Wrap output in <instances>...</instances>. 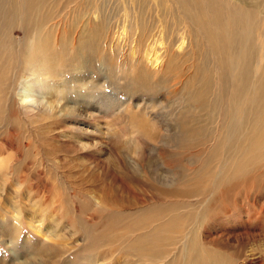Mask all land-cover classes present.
Listing matches in <instances>:
<instances>
[{"label": "rangeland", "instance_id": "1", "mask_svg": "<svg viewBox=\"0 0 264 264\" xmlns=\"http://www.w3.org/2000/svg\"><path fill=\"white\" fill-rule=\"evenodd\" d=\"M162 1L60 0L42 10L40 23H9L6 55L15 76L10 92L0 94V264L245 262L249 243L232 247L229 235L221 240L209 231L222 223L213 222L217 212L233 209L218 196L234 181L212 189L213 166L203 177L208 166L201 150L210 144L205 132L211 133L215 116L203 115L202 140L175 141L171 131L181 126L184 86L178 83L194 59L169 57L165 73L151 79L141 72L146 53L183 38L173 6ZM263 4H256L263 8L261 19ZM92 11L101 15L102 29L90 24L80 33ZM34 34L42 37L33 47ZM21 50L25 62L39 59L36 66L61 88V94L44 96L45 106L27 105L29 111L13 102L19 81L33 77L25 62L15 64ZM177 161L183 167L175 171L178 181L163 183L165 166ZM257 164L245 174L244 188L264 185ZM241 179L236 185H243Z\"/></svg>", "mask_w": 264, "mask_h": 264}, {"label": "bare ground", "instance_id": "2", "mask_svg": "<svg viewBox=\"0 0 264 264\" xmlns=\"http://www.w3.org/2000/svg\"><path fill=\"white\" fill-rule=\"evenodd\" d=\"M59 1L0 0V88L2 89L0 94L10 92L13 88L12 79L15 76V74L11 76L14 70V68L12 69L14 61L10 55H6V47L10 46L7 44L6 37L9 23H17V21L26 24L31 22L36 23L37 21L40 23L42 10L51 11L48 10L50 4L55 6ZM161 2L163 1L161 0ZM169 2L174 8L172 13L175 18L179 19L180 25H182V31L184 29L183 38L178 45L174 43L166 47L164 45L162 49L154 48L151 52L146 53L141 72L151 79L160 74L162 69L165 73L169 64V57L177 56L179 58L191 55L194 59L178 83L184 86L183 96L185 105L177 113L181 126L174 127L171 131L176 135L175 141L193 138H201L202 140L203 135L201 132L205 128L202 119L203 115L211 114L212 118L215 116V120L213 121L212 119L210 123L212 126L211 133L205 132L209 136L211 134L210 139L207 142L203 140L204 143L210 142V144L205 146L204 150H201L205 155L206 166H208L204 168L203 177L209 173V167L213 166L215 168V172L213 173L215 179L212 185L213 188L211 187L212 189L215 190L216 188V190L219 189L218 191H220L222 188L220 185H223V182L227 180L234 181L231 189L228 187L229 184L226 185L227 189L224 185L225 187L223 186L218 196L220 203L225 202L227 204L231 201L233 209L228 207L219 213L217 212L213 222L219 221L222 223L212 226L209 231L216 234L221 240L226 239V235H229L230 241L234 244L232 247L241 243L245 245L250 244L246 260L241 264H263L264 235L259 234H264V185L255 186V182H253L244 188L245 179H249V176L246 177L245 174L253 169L255 163H261L257 161L264 162V17L263 19H261L262 17H258L261 15L263 8L256 5L259 0H169ZM137 11L139 13V10ZM99 18L100 20L97 21ZM101 19L102 17L101 15L99 17L98 12H90L87 18L80 22V33H86L90 24L97 26L98 30L100 27L102 29L104 24ZM4 28L5 30H3ZM41 37L42 35L34 34L30 45L37 44ZM21 51L17 52V59L15 60V64L19 66L26 61L23 60L24 53ZM34 61L37 62L39 59ZM129 61L136 63L138 60L136 61L130 56ZM33 62L29 60L25 62L26 70L32 71L33 77H25V75L22 81H19V87L14 92L16 100L14 99L13 101L16 105L26 110L28 109V111L30 106L27 105L29 104L40 105V107L45 106L44 96L46 94H61V88L56 87L55 82L49 76L44 75L47 71L40 66H36L39 63ZM42 67L45 66L42 65ZM35 72L37 73L34 74ZM8 81H10V85H7ZM37 94L42 96V98ZM155 117L157 118V116ZM172 147L173 144L170 145L171 150ZM177 151H179V148L172 150V153L175 154L176 152L178 154ZM257 165L259 166L260 164ZM181 166L180 161L172 165L167 164L165 172L160 176L163 179L161 181L164 183L172 179L177 180L175 171L183 169ZM262 168L264 169V167ZM263 173L264 170H261L258 175ZM244 175L245 178H243ZM239 178L243 185H236L240 181ZM174 183L175 181L173 185ZM168 184L170 185V182ZM240 188L241 190L243 188V191H241L243 195L240 194ZM249 200H251V203H249ZM138 201L140 205L145 204L143 199H139ZM201 217L203 218L202 215ZM162 227L163 225H161ZM207 233L210 234V232ZM246 233L250 235H245ZM210 243L213 244L212 241ZM223 244H219L220 246H218L226 249L223 247Z\"/></svg>", "mask_w": 264, "mask_h": 264}]
</instances>
